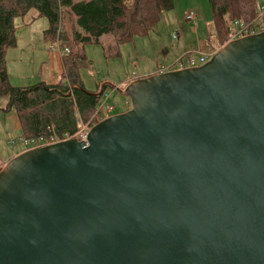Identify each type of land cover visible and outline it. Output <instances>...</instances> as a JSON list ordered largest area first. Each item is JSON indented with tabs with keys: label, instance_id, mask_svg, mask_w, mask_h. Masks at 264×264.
<instances>
[{
	"label": "water",
	"instance_id": "obj_1",
	"mask_svg": "<svg viewBox=\"0 0 264 264\" xmlns=\"http://www.w3.org/2000/svg\"><path fill=\"white\" fill-rule=\"evenodd\" d=\"M113 90L129 111L0 171V264H264V30Z\"/></svg>",
	"mask_w": 264,
	"mask_h": 264
},
{
	"label": "trees",
	"instance_id": "obj_2",
	"mask_svg": "<svg viewBox=\"0 0 264 264\" xmlns=\"http://www.w3.org/2000/svg\"><path fill=\"white\" fill-rule=\"evenodd\" d=\"M257 2L208 0L217 44L229 41L235 22L259 26ZM173 7V0H0V98L7 99L2 111L15 112L21 138L34 140L51 132L74 135L80 125L96 123L104 94L96 95L99 86L87 90L82 80V68L93 66L85 46L101 45L106 59L119 57L122 45L148 35ZM33 9L49 23L45 41H61L60 49H68L62 53L63 74L54 84L15 87L7 71V52L16 47L19 22ZM103 37H109L106 44Z\"/></svg>",
	"mask_w": 264,
	"mask_h": 264
},
{
	"label": "rangeland",
	"instance_id": "obj_3",
	"mask_svg": "<svg viewBox=\"0 0 264 264\" xmlns=\"http://www.w3.org/2000/svg\"><path fill=\"white\" fill-rule=\"evenodd\" d=\"M173 3V9L163 14L161 20L148 35L135 37L131 42L122 45L119 57L106 59L101 45L89 44L85 46L86 55L93 62L92 67H84L81 70V77L85 79L86 88L89 90L93 89L94 91L96 90L95 85L103 82L110 83L112 87L122 90L125 89L124 85L127 83L125 81L143 77L149 73H156L164 67L173 68L174 64L184 57L183 55L187 52L196 61H198L201 55H207L209 61L215 46L217 48L214 51L217 52L228 43L224 42L225 44L220 46L216 42L213 15L208 0H173ZM257 3L260 9L258 21L260 27L257 26V28L264 29V0H258ZM188 11L196 15L194 23L184 21V17ZM36 15L37 12L33 9L25 18L29 19L31 16ZM36 20L30 26L34 34L33 40L35 44L42 45L43 53H46L48 52V47L45 43H50L42 37L46 29L43 28L41 22L48 23V21L43 17H39ZM20 25H22L21 28H24V24ZM209 25H211L210 29H208ZM21 28L18 29L17 35ZM211 36H215V39L211 40ZM108 39L109 37H103L104 42L102 41V43L106 44L105 42ZM23 49L24 44L17 43L16 47L10 49L8 52ZM61 51L63 53L65 48H62ZM14 59L16 58L9 57L7 60L6 57L8 63L7 71L9 75L12 74V77H10L11 85L29 86L30 80L24 82V78L34 77L32 67H27L25 74L21 75L18 71V66L13 63ZM84 79L82 80L84 81ZM128 102L129 98L117 90L107 89L103 95L101 104L105 107H115L114 111L107 116L109 118L129 111L131 106ZM6 104L7 99L0 98V171L13 158L12 156L16 152L22 149L37 148L34 145H24L21 140L20 123L15 112L2 111ZM13 141L14 143L12 144ZM4 162L5 164H3Z\"/></svg>",
	"mask_w": 264,
	"mask_h": 264
},
{
	"label": "crops",
	"instance_id": "obj_4",
	"mask_svg": "<svg viewBox=\"0 0 264 264\" xmlns=\"http://www.w3.org/2000/svg\"><path fill=\"white\" fill-rule=\"evenodd\" d=\"M37 18H39L38 14L36 16H31L29 19L25 18L23 21H21L20 24H24V26H23L24 28H21L19 30V33L17 35V43H23L24 49L20 50V51H17V50L11 51L10 53L8 52L7 60L9 57L16 58V59H14L13 63L18 66V71L21 75L25 74V69L27 67H32L34 77H31V78L26 77V78H24V82L25 81L27 82L28 80H30V85H34V84L39 83V82H45L47 84H54L60 80V78L63 74L62 51L61 50L57 51L54 48L55 44L53 45V44L45 43V45L48 47V52L43 53L42 45L34 43V40H33L34 34H33V31L31 30L30 26L37 21L36 20ZM41 24H42L43 28L47 29V27H48L47 22H44V23L41 22ZM216 48L217 47L215 46L213 49V52H214V50H216ZM56 52H58V53H56ZM187 54H189V53L188 52L185 53V55H187ZM185 55H183V56H185ZM8 69H9V65H8ZM163 69H165V67L156 73H149L143 77H138V78L132 79L130 81H125L127 83L124 86L126 88V86H128L131 82L138 80V79H141V78L151 76V75L158 74ZM9 77H12V74H10ZM83 79H84V77H83ZM84 83H85V87H86L85 79H84ZM105 84L110 86V87H107L105 89V91L107 89H114V87H112L110 85V83H103V82L99 83L98 85H95L96 89L98 88L97 86H99L101 88ZM19 86L20 85H16L15 87H19ZM22 86H28V85H22ZM87 90H89V89H87ZM122 90H124V89H122ZM89 91H93V89H90ZM94 91H96V90H94ZM105 91H104V93H105ZM26 150L27 149H22V150L16 152L12 157L17 156V155L25 152ZM3 164H5V162Z\"/></svg>",
	"mask_w": 264,
	"mask_h": 264
},
{
	"label": "built area",
	"instance_id": "obj_5",
	"mask_svg": "<svg viewBox=\"0 0 264 264\" xmlns=\"http://www.w3.org/2000/svg\"><path fill=\"white\" fill-rule=\"evenodd\" d=\"M184 21L194 23L196 21V15L193 12L188 11L184 17ZM210 27H211V25H209L208 29H210ZM258 27H260V26H258ZM262 29L263 28L258 29L257 24H255V23H253L251 25H244L242 23L235 22L231 28V35H230L228 43L235 41L237 39H241V38H244L247 36L257 34L258 32H261L264 30V29L263 30ZM210 38H211V40H213V39H215V36H211ZM60 46H61V41H58L55 43L54 48L57 50H61ZM64 52L65 53L68 52V49L65 48ZM215 53H216V51H214L211 56H213ZM207 62H208L207 55H201L199 57L198 61H196V59L194 57H192L190 54H187L184 57L180 58L179 61L174 64L173 68H170V67L167 68L166 67L160 73H168V72H173V71H181V70H185V69L196 68V67L204 65ZM129 105H130V103H129ZM114 109H115V107H111V106L105 107V106H103V104H101L99 111H98V113L100 115L97 118V122L94 123L93 125H91V124L80 125L78 131L74 135H70L69 133H65L61 137H58L54 132H51L49 137H39L38 139H34V140H24L21 138V140L23 141L25 146L29 144V145H34L37 148H39L40 146H43V147L49 146L52 144H56L59 142H65V141H69L72 139L82 140L83 142H85L87 140V137L89 135L91 128L94 125L101 122L102 120L106 119L107 116L110 115L114 111ZM13 143H14V141L12 142V144ZM33 148H35V147H33Z\"/></svg>",
	"mask_w": 264,
	"mask_h": 264
},
{
	"label": "flooded vegetation",
	"instance_id": "obj_6",
	"mask_svg": "<svg viewBox=\"0 0 264 264\" xmlns=\"http://www.w3.org/2000/svg\"><path fill=\"white\" fill-rule=\"evenodd\" d=\"M259 33V32H258Z\"/></svg>",
	"mask_w": 264,
	"mask_h": 264
}]
</instances>
